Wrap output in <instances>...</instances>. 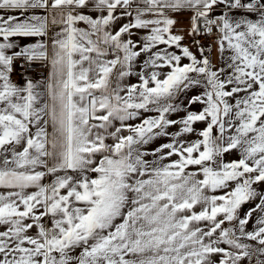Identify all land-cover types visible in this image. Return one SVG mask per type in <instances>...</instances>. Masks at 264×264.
<instances>
[{"label":"snow or ice","instance_id":"snow-or-ice-1","mask_svg":"<svg viewBox=\"0 0 264 264\" xmlns=\"http://www.w3.org/2000/svg\"><path fill=\"white\" fill-rule=\"evenodd\" d=\"M0 189V264H264V0H0Z\"/></svg>","mask_w":264,"mask_h":264},{"label":"crops","instance_id":"crops-1","mask_svg":"<svg viewBox=\"0 0 264 264\" xmlns=\"http://www.w3.org/2000/svg\"><path fill=\"white\" fill-rule=\"evenodd\" d=\"M179 21H180L179 26H186L187 25V22H188L186 16H181L179 18ZM31 42H35L34 41V38H28V39H25V40L17 39V43H31ZM213 59H214V62H215V59H216L215 54L213 55ZM37 63H38V66L39 67L45 68V71L46 72H45L44 75H35V74H31V73H25L24 75H26L27 78H30L33 81H37V80L43 81V80H46L47 77H48V75H49V73H50V71H51L50 64L45 65L42 62H37ZM12 78H13L14 81H17L20 84H23V82H24L23 79H22V76L20 74H17V75L14 74ZM133 82H135V81H133ZM237 158H238V154H237L236 151H233V152H231L229 154H226V156H225V159L226 160H229V161L232 160V159H237ZM2 190L3 189H0V191H2Z\"/></svg>","mask_w":264,"mask_h":264},{"label":"built area","instance_id":"built-area-1","mask_svg":"<svg viewBox=\"0 0 264 264\" xmlns=\"http://www.w3.org/2000/svg\"><path fill=\"white\" fill-rule=\"evenodd\" d=\"M22 71L23 70L18 67L17 70H16V74L15 75L20 74ZM26 73H31V74H33V73L34 74H44L45 73V68L39 67L38 66V63L35 62V63L32 64L31 68L28 69V71Z\"/></svg>","mask_w":264,"mask_h":264},{"label":"rangeland","instance_id":"rangeland-1","mask_svg":"<svg viewBox=\"0 0 264 264\" xmlns=\"http://www.w3.org/2000/svg\"><path fill=\"white\" fill-rule=\"evenodd\" d=\"M188 61L187 60H185L184 61V63H187ZM46 72V71H45ZM34 74V73H33ZM45 74V73H44ZM44 74H35V75H44ZM194 94H197V90H193L191 93H190V95H194ZM194 107H198V106H194ZM203 125H197L196 127L199 129V128H201ZM190 138H192V139H194L195 137L193 136V137H190ZM162 142H166V141H164V140H161V141H157V144L158 143H162ZM247 206H245V208H246ZM249 227H251V225L249 226Z\"/></svg>","mask_w":264,"mask_h":264}]
</instances>
